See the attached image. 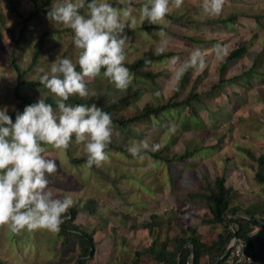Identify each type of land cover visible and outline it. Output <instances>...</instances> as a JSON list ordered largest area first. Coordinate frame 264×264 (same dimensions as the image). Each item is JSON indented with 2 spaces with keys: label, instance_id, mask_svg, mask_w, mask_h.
<instances>
[{
  "label": "rangeland",
  "instance_id": "1",
  "mask_svg": "<svg viewBox=\"0 0 264 264\" xmlns=\"http://www.w3.org/2000/svg\"><path fill=\"white\" fill-rule=\"evenodd\" d=\"M16 1L18 9L27 14L42 0ZM202 3L203 0H184L180 8L170 3L165 26L171 33L141 28L146 23L140 22V7L133 6L136 23L128 30L126 61H133L148 49H156L167 39V49L176 51L174 56L181 60L187 59L193 48L205 51L207 67L202 72L189 69L177 84L170 71L172 56L153 62L150 68L162 74L154 81L133 75L131 85L142 91L123 112L132 116L147 102L161 103L172 96L182 98L193 86L202 92L201 101L194 100L192 107L169 109L158 117L128 127L114 125L119 135H114L112 142L123 145L124 150H108L110 159L101 167L89 168L86 162L76 164L70 160L71 156L87 155L83 144H77L74 138L67 151L45 146L47 155L58 165V172L50 177L57 195L70 193L75 203L86 198L98 200L97 213L83 210L75 220L93 233L95 245L92 249L96 252L88 251L87 241L81 247L74 236H70V242L63 247L59 232L39 229L13 234L7 227H0L1 257L13 264H76L80 257L85 258V264H123L131 260L136 250H141V263L154 264L155 258L147 248L156 236L159 241L165 238L171 241L184 234L183 228L192 225L202 234L203 240L210 242L223 230L221 224L205 221L209 218L206 208L192 201L189 195V191L199 190L206 179L212 181L220 173L226 174L228 184L235 189L234 203L242 205L243 209L254 205L264 211V184L255 178L257 162L247 153V150L256 155L264 153V18L260 17L254 27L253 17H242L244 27L234 25L226 29L219 24L205 23L215 17L203 14ZM239 10L263 14L264 1L228 0L222 14ZM0 12L3 15V24L0 22V109L6 107L10 114L18 101L14 90L19 83L12 66L13 35L18 36L22 21L11 8L10 0H0ZM53 27L66 26L51 23L44 12L29 22L25 38L14 51L18 64L25 71L22 79L37 78L44 72L50 75L51 65L58 59L69 58L77 63L80 50L75 48L74 34L69 28L48 37L44 52L30 68L40 33ZM161 31L166 37L159 35ZM185 35L205 40L195 43L184 38ZM242 43L248 45L247 50L230 63L227 77L248 69L256 57L257 71L232 78L208 94L212 85L219 82V67L225 58L216 57L214 46H226L229 54ZM19 87L20 91L34 96L51 94L44 86L20 82ZM88 87L97 94L109 96L122 92L102 72L88 83ZM145 138L150 144H160L159 151L163 154L177 155L187 149L192 154L185 161L175 159L168 164L165 159L147 152L141 161L132 157L127 148ZM171 210L177 214L174 216ZM152 213L160 215L162 224L150 234L141 224L150 219Z\"/></svg>",
  "mask_w": 264,
  "mask_h": 264
},
{
  "label": "clouds",
  "instance_id": "2",
  "mask_svg": "<svg viewBox=\"0 0 264 264\" xmlns=\"http://www.w3.org/2000/svg\"><path fill=\"white\" fill-rule=\"evenodd\" d=\"M120 2L124 7H114L107 0H53L47 18L72 29L73 44L80 50V70L77 63L62 58L52 63L50 75L44 72L40 76L39 83L52 94L56 109L41 96L23 112L16 111L14 120L6 107L0 109V227H7L13 234L39 229L56 233L65 218H70L69 209L75 202L70 193L60 198L52 187L50 177L58 172V165L47 155L45 146L67 151L74 138L77 144H83L89 168L101 167L110 159L107 149L113 136L119 135L110 113L95 103L87 106L67 102L70 97L96 96L88 83L99 77L102 69L103 76L118 90L126 91L133 83V74L125 66V48L130 40L128 30L136 23V10L134 0ZM227 2L203 0L202 12L218 17ZM170 3L180 8L184 0H147L139 10L140 22L165 25ZM159 35L167 34L161 31ZM167 45L168 40H162L155 54L166 52ZM213 50L219 59L228 54L222 44ZM169 63L178 84L189 69L205 70L206 53L193 48L187 59L172 56ZM160 148V144H150L145 138L127 151L142 161L148 151Z\"/></svg>",
  "mask_w": 264,
  "mask_h": 264
},
{
  "label": "trees",
  "instance_id": "3",
  "mask_svg": "<svg viewBox=\"0 0 264 264\" xmlns=\"http://www.w3.org/2000/svg\"><path fill=\"white\" fill-rule=\"evenodd\" d=\"M114 7H124V4H121L120 0H111L108 1ZM52 0H42L40 3H36L32 10L27 14L22 12L17 7L16 0H10V6L13 11L21 18V28L18 36H14V45L12 53V66L17 72L19 83L15 87L14 94L18 99L16 106L10 112V115L15 119L16 111L22 112L25 106L30 105L37 101L40 96H34L28 92L20 91L19 84L24 83L30 86H43L39 83L40 76L37 78L22 79L24 77L25 71L21 69L18 64L15 56V50L19 46L20 42L25 38L26 31L29 27V22L37 17L41 12L47 13L50 8ZM144 3L142 1L133 2L134 7H141ZM84 12V10H81ZM240 16H245L243 13H230L226 16L221 15L215 19H210L205 23H223L233 22L238 20ZM186 21H191L187 17H182ZM0 22L3 24V15L0 12ZM192 22V21H191ZM5 26V25H4ZM141 28H144L148 31L152 29H162L165 31H171L165 25H148L143 24ZM69 29L68 27H53L52 29L43 30L38 40L35 44V48L32 52V59L30 63V68L33 67L35 63L38 62L40 56L45 50V43L48 37L54 33H60L64 30ZM12 30V29H11ZM186 36V35H185ZM190 39L195 43H203L205 40L204 37L196 38L192 35L184 37ZM248 45L246 43L237 44L229 54L221 61L219 67V82L214 83L209 93L214 92L215 88L220 86L222 83H226L232 78H237L242 74H252L253 71H257L258 68V58L254 59L252 65L245 71L239 73L237 76L227 77V71L231 62H234L242 56L247 50ZM264 51V47H263ZM262 51V52H263ZM244 52V53H243ZM177 52L174 50L167 49L161 55L155 54V49H148L143 52V54L133 61H125V66L129 68L130 72L138 78L150 79L154 81L158 76L162 74L161 71H155L150 68V65L155 61L164 60L171 56H174ZM261 51L258 53V57H261ZM150 61V63H146ZM77 70L79 69L77 63ZM104 69L101 70L103 73ZM187 78V77H184ZM192 87L190 92L182 97L176 98L175 96L170 97L168 100L161 103L147 102L144 106L134 115L127 116L124 114V109L128 107L133 100L137 99L140 95L142 89L140 87H133L132 85L126 91H122L119 94L109 96L106 93L97 94L94 97L89 98H79L70 97L67 103L76 105L84 104L91 106L95 103L98 107L102 108L105 112L110 113L113 124L121 127H128L140 123L142 121L148 120L151 117H158L163 114L166 110L169 109H181L184 110L186 107H192L193 101H201L202 92L194 89ZM41 99H44L46 103L53 105V108L56 109V105L53 99L52 94L41 96ZM119 149L124 150L123 145L116 144L112 142L107 151L110 149ZM149 154L161 157L165 159L169 164L173 160L185 161L188 158L192 151L187 149L177 155H166L161 151L151 152ZM248 155L252 160L257 162L258 169L255 174V178L262 184H264V153L256 155L255 153L247 150ZM70 160L76 164L86 162V156H71ZM235 189L232 185L228 184V179L225 173L217 174L213 180L206 179L205 183L202 184L199 190L189 191V195L194 202L200 203L206 208V212L209 215L208 219H205L207 222L219 223L223 226V230L218 232L215 237L210 242L203 240L202 234H200L197 229L188 225L187 228H183V235H177L172 239L170 244V239L165 238L162 241H159L157 236L149 244L147 250L154 256V264H202V257L208 256V264H226V251L229 249L230 243L234 238L242 239L245 242V249L248 252L250 257L249 261H242L238 264H264V211L256 208L254 205L249 206L247 209H243L242 205L233 202V196ZM63 196H60L62 198ZM98 200L95 198H86L82 201L76 202L72 208L69 209L70 218H65V222L61 225L59 234L62 236L61 245L64 247L70 242V236L77 238L81 247H84V243L87 241L89 247L87 246L88 251L95 253L92 246L95 245L94 235L92 232H89L82 225L76 223V218L79 213L83 210L88 211L90 214H95L98 212L97 209ZM173 215L177 214L176 211L171 210ZM150 219L143 221L141 226L147 228L150 234L155 232V227L162 224L160 215L158 213H152L149 216ZM262 225V229L257 233L255 240L251 238V232L255 229L257 225ZM142 251L136 250L135 254L129 261H125L123 264H142L141 263ZM86 260L83 257H80L76 264H85ZM0 264H13L8 260L0 256Z\"/></svg>",
  "mask_w": 264,
  "mask_h": 264
},
{
  "label": "built area",
  "instance_id": "4",
  "mask_svg": "<svg viewBox=\"0 0 264 264\" xmlns=\"http://www.w3.org/2000/svg\"><path fill=\"white\" fill-rule=\"evenodd\" d=\"M262 229V225H257L251 232L252 240H255L257 233ZM245 242L242 239L234 238L230 243L229 249L226 251V264H238L242 261H249L250 257L245 249Z\"/></svg>",
  "mask_w": 264,
  "mask_h": 264
},
{
  "label": "crops",
  "instance_id": "5",
  "mask_svg": "<svg viewBox=\"0 0 264 264\" xmlns=\"http://www.w3.org/2000/svg\"><path fill=\"white\" fill-rule=\"evenodd\" d=\"M261 1V0H260ZM262 1H264V0H262ZM243 13V14H245V16H240L239 18H238V20H235V21H233V22H228V23H226V24H223V23H213V25L214 24H219L221 27H223V28H226V29H228V28H232V27H235L234 25H238V26H240V27H244L246 24L244 23V21H242V19H240V18H248V17H253L254 19H255V21H253L254 22V27L256 26V24H257V22H258V20H259V18L260 17H262V18H264V11H263V14L261 13V14H259L258 12H254V13H249V12H247L246 10H244V11H242V10H239V11H235L234 13ZM228 14H230V13H227V15ZM221 15H223V14H221ZM220 15V16H221ZM220 16H218V17H220ZM223 16H226V15H223ZM216 18V17H215ZM215 18H211V19H215ZM210 20V19H209ZM209 20H207V21H209ZM256 23V24H255ZM253 27V28H254ZM264 27V26H263ZM247 28V27H246ZM258 33V32H257ZM250 50V49H249ZM238 59V58H237ZM209 262H208V257L207 256H203L202 257V264H208Z\"/></svg>",
  "mask_w": 264,
  "mask_h": 264
}]
</instances>
